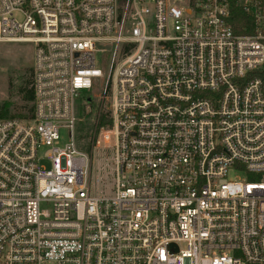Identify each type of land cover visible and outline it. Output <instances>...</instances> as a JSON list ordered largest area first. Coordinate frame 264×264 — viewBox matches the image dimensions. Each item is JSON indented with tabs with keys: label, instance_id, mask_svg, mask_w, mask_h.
Segmentation results:
<instances>
[{
	"label": "built area",
	"instance_id": "obj_1",
	"mask_svg": "<svg viewBox=\"0 0 264 264\" xmlns=\"http://www.w3.org/2000/svg\"><path fill=\"white\" fill-rule=\"evenodd\" d=\"M0 41L34 45L0 264H264V0H0Z\"/></svg>",
	"mask_w": 264,
	"mask_h": 264
},
{
	"label": "rangeland",
	"instance_id": "obj_2",
	"mask_svg": "<svg viewBox=\"0 0 264 264\" xmlns=\"http://www.w3.org/2000/svg\"><path fill=\"white\" fill-rule=\"evenodd\" d=\"M184 2V0H179ZM109 59V57H108ZM100 61V62H99ZM98 65L103 67L98 59ZM34 67V45L24 41H0V106L3 102L10 101L14 104H22L18 94V87L24 84L25 80L31 79V70ZM110 67L107 69L109 70ZM100 80H96L97 85ZM9 83L12 87L9 89ZM94 100L89 102V107L82 106L83 101L78 102V143L80 147L91 151V143L94 139L97 125V113L104 110L108 104V97L103 103L104 91L94 89ZM89 93H85L88 95ZM103 103V104H102ZM13 107V105H11ZM11 110V107H10ZM104 115V114H102ZM101 115V118H102ZM63 140L67 138V131L62 130Z\"/></svg>",
	"mask_w": 264,
	"mask_h": 264
},
{
	"label": "trees",
	"instance_id": "obj_3",
	"mask_svg": "<svg viewBox=\"0 0 264 264\" xmlns=\"http://www.w3.org/2000/svg\"><path fill=\"white\" fill-rule=\"evenodd\" d=\"M121 2L124 0H120ZM32 72V70H31ZM12 84L9 83V89ZM18 94L21 97L22 104H14L10 101H5L0 106V116L3 117H31L33 114L34 91H33V73L31 79L25 80L24 84L18 87ZM13 105V107L11 106ZM11 107V110H10ZM102 122L105 116L102 115Z\"/></svg>",
	"mask_w": 264,
	"mask_h": 264
},
{
	"label": "water",
	"instance_id": "obj_4",
	"mask_svg": "<svg viewBox=\"0 0 264 264\" xmlns=\"http://www.w3.org/2000/svg\"><path fill=\"white\" fill-rule=\"evenodd\" d=\"M92 99H93L92 96H88V97H87V102H91Z\"/></svg>",
	"mask_w": 264,
	"mask_h": 264
}]
</instances>
